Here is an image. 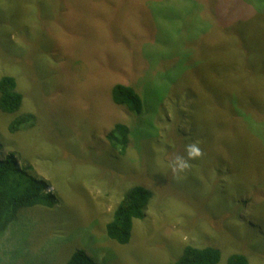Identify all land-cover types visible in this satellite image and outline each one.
<instances>
[{
    "label": "rangeland",
    "instance_id": "374dc122",
    "mask_svg": "<svg viewBox=\"0 0 264 264\" xmlns=\"http://www.w3.org/2000/svg\"><path fill=\"white\" fill-rule=\"evenodd\" d=\"M263 48L264 0H0V77L40 117L11 133L0 113V154L56 198L19 211L0 264H65L77 249L102 264H174L185 245L217 247V264H264ZM117 82L142 115L113 104ZM117 122L130 128L121 157L105 142ZM190 144L203 155L173 172ZM136 183L153 197L120 246L104 225Z\"/></svg>",
    "mask_w": 264,
    "mask_h": 264
},
{
    "label": "trees",
    "instance_id": "16d2710c",
    "mask_svg": "<svg viewBox=\"0 0 264 264\" xmlns=\"http://www.w3.org/2000/svg\"><path fill=\"white\" fill-rule=\"evenodd\" d=\"M111 100L114 105L127 109L134 115H142L143 101L131 85L117 82L111 86ZM23 95L17 89V81L11 75L0 77V113L12 117L8 124L11 133L29 130L40 119L38 114L21 112ZM113 156H124L130 142V128L125 123L117 122L105 135ZM42 179L28 172L27 167H19L13 153L0 154V234L13 223L19 211L24 208L44 206L54 207L56 198L45 191ZM153 192L141 184H132L124 189L115 209L104 225L108 240L118 245H128L132 239L136 220L145 218L146 209L151 203ZM221 252L217 247H195L185 245L174 264H217ZM227 264H249L243 254H232ZM65 264H102L89 256L84 249L75 250Z\"/></svg>",
    "mask_w": 264,
    "mask_h": 264
},
{
    "label": "clouds",
    "instance_id": "9594fccd",
    "mask_svg": "<svg viewBox=\"0 0 264 264\" xmlns=\"http://www.w3.org/2000/svg\"><path fill=\"white\" fill-rule=\"evenodd\" d=\"M203 155L202 150L197 144H190L187 147V157L188 159H184L183 157H176L173 163V172L184 171L189 168L188 160H195Z\"/></svg>",
    "mask_w": 264,
    "mask_h": 264
},
{
    "label": "bare ground",
    "instance_id": "6f19581e",
    "mask_svg": "<svg viewBox=\"0 0 264 264\" xmlns=\"http://www.w3.org/2000/svg\"><path fill=\"white\" fill-rule=\"evenodd\" d=\"M264 49V48H263ZM21 92H23V91H21ZM223 172V171H222Z\"/></svg>",
    "mask_w": 264,
    "mask_h": 264
}]
</instances>
